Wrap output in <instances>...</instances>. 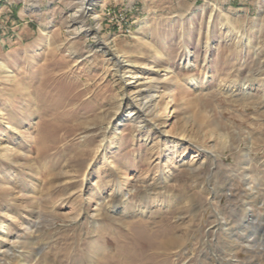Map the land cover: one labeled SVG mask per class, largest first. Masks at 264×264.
I'll return each mask as SVG.
<instances>
[{"label":"rangeland","instance_id":"374dc122","mask_svg":"<svg viewBox=\"0 0 264 264\" xmlns=\"http://www.w3.org/2000/svg\"><path fill=\"white\" fill-rule=\"evenodd\" d=\"M23 1L0 48V264H264V0H94L70 25L87 0ZM118 193L134 218L106 210ZM149 193L169 208L140 218Z\"/></svg>","mask_w":264,"mask_h":264},{"label":"bare ground","instance_id":"6f19581e","mask_svg":"<svg viewBox=\"0 0 264 264\" xmlns=\"http://www.w3.org/2000/svg\"><path fill=\"white\" fill-rule=\"evenodd\" d=\"M94 0H87V4L86 5H84V3H80V6L78 7V9L73 13V16L70 18V20H69V24L68 25H70L71 24V22L74 20L73 18H75V17H77L78 15H80L81 13H90V10H91V7L90 6H92V4L94 3L93 2ZM83 2H86L85 0H83ZM212 15V14H211ZM93 19L97 22V28L99 27V24H98V20H99V15H97V14H93ZM73 23V22H72ZM107 46V45H106ZM110 47V46H109ZM106 49H107V47H106ZM115 49V48H114ZM108 51H110V50H107V52ZM110 52H112L113 53V56L115 55L116 57H113V60H114V65L115 66H120V62L118 61V58L120 59L122 56V54L120 55L118 52H113V51H110ZM190 57V56H189ZM189 57H187L186 58V60L184 61V63H183V70H186V71H189L191 68H192V63L190 62V58ZM114 66V67H115ZM154 67V66H153ZM3 68V66L1 65L0 66V69H2ZM116 68V67H115ZM165 72H168V71H165ZM126 73H128L129 75H130V80L132 81V80H134L135 78H137L136 76H137V74L136 73H132V72H130V70L128 71V72H126ZM125 74V73H124ZM143 75H145V73L143 74ZM167 73H165L163 76H164V78L165 79H167ZM144 80V79H143ZM205 80H208L207 79V76L206 75H204V76H196V75H194V74H189V76H188V79H187V81H186V87H187V91L189 92V91H193L194 89H196V88H198L199 86H201L204 82H205ZM136 81H137V79H136ZM133 82H129L128 84H127V86H125L124 88H125V90H130V89H132L131 87H130V84H132ZM246 91V90H245ZM192 94V93H191ZM136 98V97H135ZM171 101H172V99H170L169 98V100L165 103V104H163V105H161V108L159 109V111H158V116L160 117V116H163V115H165V111L167 110V107L169 106V104L171 103ZM136 102V101H135ZM156 104V103H155ZM157 105V104H156ZM156 105L154 106V107H156ZM140 106V104L138 103V102H136V108L139 110V107ZM151 111V110H150ZM153 113V112H152ZM156 116H157V114H156ZM202 116V115H201ZM205 116V115H204ZM207 116V115H206ZM158 118V117H157ZM187 120V119H186ZM201 121H203L204 120V117L202 118L201 117V119H200ZM10 127V126H9ZM12 128V127H11ZM8 129H10V128H8ZM171 132L170 131H168L167 133H166V135H169ZM182 137H186V134H183L182 135ZM174 143H173V146H172V149H173V154H175L177 151L176 150H178V147H179V149L181 148L180 146H179V144H178V142H176V141H173ZM169 143V142H168ZM181 150V149H180ZM182 151H184V149L182 150ZM181 151V152H182ZM184 154H182V156H183ZM244 155H245V153H244ZM248 157V156H247ZM249 158V157H248ZM193 159V158H192ZM192 159L188 162V164H185L186 166H188L189 168H190V166H192L193 164L194 165H196L193 161H192ZM199 166H200V164H198ZM135 177H140V176H138L137 174L135 175ZM141 179V178H140ZM142 180V179H141ZM153 180V179H152ZM166 183V179L165 180H163V182L161 181H156L155 182V187L156 186H160V185H162V184H165ZM112 187H113V185H111V189H112ZM161 187H165V185H163V186H161ZM151 189V188H150ZM160 189H162V188H160ZM113 190V189H112ZM110 191V190H109ZM110 193V192H109ZM155 194V193H154ZM99 196L101 197V193L99 194ZM148 196H150V197H152L153 196V198H154V203H152V206H150V207H144V205H143V202L142 201H140L138 204L136 203V206L134 207V212H137V215H139L140 216V218L142 217V216H145V217H147L148 216V218H151L150 217V214H148L149 213V209H151V208H154V207H156V208H159V210L161 209V208H166V207H168V206H166V205H163L164 203L162 202V200H163V198L161 197V196H157L156 197V200H155V195H152V194H148L147 195V197ZM103 198V197H102ZM113 198V197H112ZM126 198H128V194H127V196H123V194L121 195L120 193H118V194H116V196H114V198L111 200V201H109V202H105L103 199H102V201H103V204H104V206L106 207V210L108 211V212H112V213H114V214H117V215H119L120 213H122V214H124V215H126V216H128L129 218H134V217H132L133 215V213H129L128 211H127V208L125 207V204H124V202L126 201ZM100 198H98V200H99ZM100 201V200H99ZM123 203V205L122 206H119L120 205V203ZM110 203H112V206H110L109 204ZM159 206V207H158ZM169 208V207H168ZM119 212V213H118ZM159 214V213H158ZM135 215V214H134ZM136 218V217H135ZM161 220V219H160ZM138 223H142V221H138ZM8 226H7V224L6 223H0V239L2 240V241H5V240H7L8 239ZM145 238V237H144ZM159 242V241H158ZM154 243V242H153ZM144 244L146 245V247H150V246H153V244H150V242L149 241H146V242H144ZM248 246V245H247ZM167 248V247H166ZM0 249H1V247H0Z\"/></svg>","mask_w":264,"mask_h":264},{"label":"crops","instance_id":"0c3cea01","mask_svg":"<svg viewBox=\"0 0 264 264\" xmlns=\"http://www.w3.org/2000/svg\"><path fill=\"white\" fill-rule=\"evenodd\" d=\"M97 1V0H96ZM117 1H125V0H101V10L104 12L105 9L111 4L116 6L118 3ZM191 3H196L197 0H190ZM213 2H217L219 0H212ZM99 4L95 3L93 4V7H97ZM136 1L134 3H130L125 5V7H121L118 9V12L120 13H131L135 9ZM26 6V3L23 0H0V48L3 49L5 47H8L10 45V42L13 41V38H16L15 40L21 39V34L16 33L18 29V25L23 24H29L30 17L25 16L23 14V10ZM122 6V5H121ZM128 8V9H127ZM132 15L131 17H133ZM24 31V29H22ZM16 33V34H15Z\"/></svg>","mask_w":264,"mask_h":264}]
</instances>
